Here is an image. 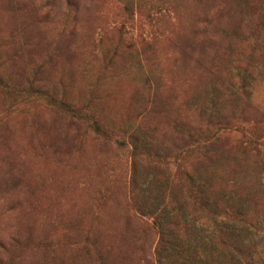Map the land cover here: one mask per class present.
Listing matches in <instances>:
<instances>
[{
	"label": "rangeland",
	"instance_id": "1",
	"mask_svg": "<svg viewBox=\"0 0 264 264\" xmlns=\"http://www.w3.org/2000/svg\"><path fill=\"white\" fill-rule=\"evenodd\" d=\"M0 264H264V0H0Z\"/></svg>",
	"mask_w": 264,
	"mask_h": 264
},
{
	"label": "trees",
	"instance_id": "2",
	"mask_svg": "<svg viewBox=\"0 0 264 264\" xmlns=\"http://www.w3.org/2000/svg\"><path fill=\"white\" fill-rule=\"evenodd\" d=\"M27 84H28L27 86L31 89L33 94H37L40 97H43L48 102L49 105L59 109L60 113H62V116H64V118H66L70 124L73 125L75 121H79V122L83 120L85 121V116L83 115L81 108H79L77 105L67 102L63 98H57L55 96H52L44 86H38L34 84V82L31 80L28 81ZM92 125L94 126L95 131H97L100 134H104V131L100 128V125L96 120L92 121ZM134 205L135 206H133V211L136 214L146 215V213H148L151 215L153 213V212L140 210L135 203Z\"/></svg>",
	"mask_w": 264,
	"mask_h": 264
}]
</instances>
